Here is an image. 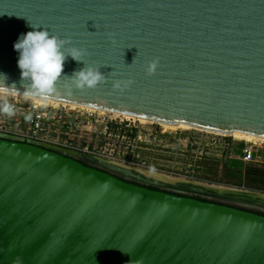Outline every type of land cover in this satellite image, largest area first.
Masks as SVG:
<instances>
[{
  "label": "water",
  "instance_id": "obj_1",
  "mask_svg": "<svg viewBox=\"0 0 264 264\" xmlns=\"http://www.w3.org/2000/svg\"><path fill=\"white\" fill-rule=\"evenodd\" d=\"M29 21L106 76L64 78L55 102L264 139V0H0V72L18 86ZM80 67L69 57L62 75ZM80 154L0 136V264H264L263 201L140 182Z\"/></svg>",
  "mask_w": 264,
  "mask_h": 264
},
{
  "label": "rangeland",
  "instance_id": "obj_2",
  "mask_svg": "<svg viewBox=\"0 0 264 264\" xmlns=\"http://www.w3.org/2000/svg\"><path fill=\"white\" fill-rule=\"evenodd\" d=\"M78 113L80 116L76 125L63 136L68 144L81 147L90 155L122 166L140 168L141 171L170 175L168 177L173 178L175 175L171 172L182 174L188 171L195 174L210 171L209 166L205 169L194 167L198 164L193 159V154H196L193 152L194 149L200 144L203 146L205 138L209 140V137H205L200 141L201 133L198 129L164 128L149 121L141 122L100 111L81 110ZM130 128H133L132 131ZM228 136L230 139L245 141ZM62 150L69 152V149ZM194 158L198 161L196 157ZM208 162L215 167L212 160ZM243 168L241 172L236 173L224 168L222 177L225 180L216 185L264 193V169L254 165H246Z\"/></svg>",
  "mask_w": 264,
  "mask_h": 264
},
{
  "label": "built area",
  "instance_id": "obj_3",
  "mask_svg": "<svg viewBox=\"0 0 264 264\" xmlns=\"http://www.w3.org/2000/svg\"><path fill=\"white\" fill-rule=\"evenodd\" d=\"M10 100L17 107V115L9 118L0 114L1 137L88 154L86 153L87 150L68 144L63 136V134L68 133L67 131L73 129L72 127L76 125L80 116L78 112L86 110L85 108H73L62 103L57 105L49 103L47 107H41L38 101H25L22 95L12 96ZM86 111L96 112L97 110L90 109ZM28 113L32 115L31 120L25 119V114ZM132 129L130 128V131ZM199 131L201 133L200 141L205 137H209L210 141L205 138L203 146L200 144L198 148H193V152L196 153L193 156L198 159L196 161L193 157L194 162L198 163L197 165L194 164V167L205 169L209 166L210 171L195 174L188 171L182 174L171 172L176 177L216 185L225 180L222 177L224 176L222 172L224 168L233 173L241 172L246 165H254L264 169V141L241 142L233 138L230 139L228 135ZM208 160H212L215 167H212L213 164Z\"/></svg>",
  "mask_w": 264,
  "mask_h": 264
},
{
  "label": "clouds",
  "instance_id": "obj_4",
  "mask_svg": "<svg viewBox=\"0 0 264 264\" xmlns=\"http://www.w3.org/2000/svg\"><path fill=\"white\" fill-rule=\"evenodd\" d=\"M29 24L31 30L21 33L13 44V48L18 53L19 86L16 81L9 83L8 75L0 72V114L9 118L17 115V107L10 100L12 96L22 95L27 102L38 101L41 107H47L49 102L61 97L58 84L64 78L71 81V85L78 89L95 88L106 78L99 70L100 65L86 62L85 57L88 55L86 48L70 45L68 39L53 34L45 26L30 21ZM69 57L82 62L83 67L74 69L71 75H62L64 64ZM156 64L155 60L148 62L149 74L154 72ZM130 83V81L116 80L113 82V87H127ZM69 90L65 89V91ZM25 119L31 120V113L25 114Z\"/></svg>",
  "mask_w": 264,
  "mask_h": 264
},
{
  "label": "bare ground",
  "instance_id": "obj_5",
  "mask_svg": "<svg viewBox=\"0 0 264 264\" xmlns=\"http://www.w3.org/2000/svg\"><path fill=\"white\" fill-rule=\"evenodd\" d=\"M49 103H53L55 105L61 104V103L55 102V101H51ZM64 105L67 106V104H64ZM70 107L76 108L77 106L70 105ZM81 108H84V107H81ZM85 109L90 110L89 108H85ZM100 112H103V111H100ZM123 117H125L127 119L131 118L128 116H123ZM138 120L141 122H147V120H144V119H138ZM149 122H151V121H149ZM161 126H163L164 128H170V129H177V128L190 129L191 128V127L185 126V125L175 126V125H169V124H161ZM227 135H231L234 138H237L239 140H245V141H252V140L264 141V139H262V138H258L256 136H252V135L245 134L242 132H233V133L227 134ZM65 150H67V149H65ZM62 151H64V150H62ZM68 151L69 152H66V153H68V154L72 153L71 155H74V156H82L80 154V152H78V151H72V150H68ZM92 159H93V162L95 164L107 167V168L111 169L112 171H114V172H116L122 176L132 178V179L138 180L140 182H144V183H148V184H154L157 186H161V187L169 188V189H173V190H180V191L188 190V189H186V188H188L187 184H185V182L179 178L168 177V176L156 174L153 172L141 171L137 168L135 169V168H132L129 166L128 167L122 166L118 163H114V162H111L108 160H102V159H97V158H92ZM182 182H184V183H182ZM199 187H201L202 189L207 188V189H210L212 191L213 190L214 191L219 190L217 192H225V193L229 194V196L232 195L234 197H239V198L249 197V198H254L256 201L261 200L264 202V196H261L259 194H255V193H251V192H247L244 190H239V189L237 190L235 188L207 187L205 185H199ZM203 190H205V189H203Z\"/></svg>",
  "mask_w": 264,
  "mask_h": 264
},
{
  "label": "flooded vegetation",
  "instance_id": "obj_6",
  "mask_svg": "<svg viewBox=\"0 0 264 264\" xmlns=\"http://www.w3.org/2000/svg\"><path fill=\"white\" fill-rule=\"evenodd\" d=\"M262 212V211H261Z\"/></svg>",
  "mask_w": 264,
  "mask_h": 264
}]
</instances>
